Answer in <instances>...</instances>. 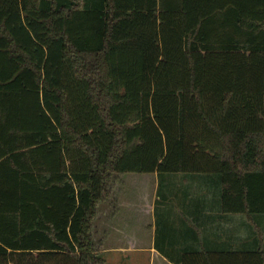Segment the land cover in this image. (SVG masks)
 Here are the masks:
<instances>
[{"label":"trees","instance_id":"obj_1","mask_svg":"<svg viewBox=\"0 0 264 264\" xmlns=\"http://www.w3.org/2000/svg\"><path fill=\"white\" fill-rule=\"evenodd\" d=\"M127 174L214 181L264 264V0H0V264H106Z\"/></svg>","mask_w":264,"mask_h":264},{"label":"crops","instance_id":"obj_2","mask_svg":"<svg viewBox=\"0 0 264 264\" xmlns=\"http://www.w3.org/2000/svg\"><path fill=\"white\" fill-rule=\"evenodd\" d=\"M130 175L150 180L146 190L152 201L148 211L151 217L148 220L142 218L137 204L131 200L113 201L112 213L107 219L111 223L110 229L104 230L105 239H101L102 242L104 240L103 253L106 255L150 253L151 259L159 257L164 264H175L156 249L157 221L162 228L159 245L173 254L211 252L215 253L216 259L230 264L233 258L230 254L249 251L247 244L251 235L245 225L247 218L222 214L219 187L214 181L208 184L206 179L199 177L165 176L169 183L161 188L157 174ZM158 201L163 211L156 217ZM172 205L182 211L176 212ZM102 217L100 215L99 219ZM146 238L149 239L143 240Z\"/></svg>","mask_w":264,"mask_h":264},{"label":"rangeland","instance_id":"obj_3","mask_svg":"<svg viewBox=\"0 0 264 264\" xmlns=\"http://www.w3.org/2000/svg\"><path fill=\"white\" fill-rule=\"evenodd\" d=\"M149 182L150 180L148 179H142L140 177L133 176L130 174L128 176L127 175L123 176V178L121 176H118L117 182L115 183L114 186L115 190L117 189L116 192L114 190L111 200L108 201L107 204H103V206H101V215L103 217L99 219L100 216H98V218L93 223V235L96 242H98V244L99 241L102 242L101 239H105L104 230L106 228L110 229L111 223L108 222L107 219L108 216L112 213L111 210H112L113 201L115 200L118 201L123 198L131 200L132 202L137 204V209L139 212H141L140 215L142 216V218L148 220V218L151 217L150 215H148V211H150L149 208L152 204V201L149 199V195L146 190V187L149 184ZM175 188L177 189L179 188V186L176 184ZM172 207L176 209V212L182 211V209H178V207H175L173 205ZM162 211H163L162 204H160L158 209L159 216H161ZM148 239L149 238L143 240H148ZM113 241L115 242L116 239L113 238ZM103 250H104V240H103V245H101V248L99 245V251L104 257L105 261L108 262V264H164L163 260L159 257L151 259L150 253L127 252L123 254L110 253L106 255L105 253H103Z\"/></svg>","mask_w":264,"mask_h":264}]
</instances>
